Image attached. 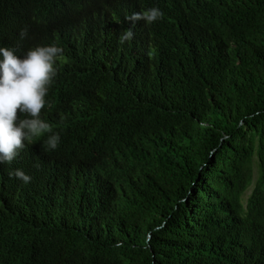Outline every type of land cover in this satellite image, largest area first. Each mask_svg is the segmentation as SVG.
I'll use <instances>...</instances> for the list:
<instances>
[{
    "label": "trees",
    "instance_id": "1",
    "mask_svg": "<svg viewBox=\"0 0 264 264\" xmlns=\"http://www.w3.org/2000/svg\"><path fill=\"white\" fill-rule=\"evenodd\" d=\"M52 44L0 264H264V0H0V47Z\"/></svg>",
    "mask_w": 264,
    "mask_h": 264
},
{
    "label": "clouds",
    "instance_id": "2",
    "mask_svg": "<svg viewBox=\"0 0 264 264\" xmlns=\"http://www.w3.org/2000/svg\"><path fill=\"white\" fill-rule=\"evenodd\" d=\"M159 8H149L126 17L133 24L144 21L151 25L163 19ZM28 29L20 32L27 37ZM131 28L120 36L121 44L134 38ZM63 49L55 44L35 46L23 56L16 50L0 47V171L1 174L29 183L31 177L19 167L25 156L27 144L47 134V149L57 150L60 134L42 119V111L48 106L46 97L57 77L56 64L62 58ZM23 117V118H22Z\"/></svg>",
    "mask_w": 264,
    "mask_h": 264
},
{
    "label": "rangeland",
    "instance_id": "3",
    "mask_svg": "<svg viewBox=\"0 0 264 264\" xmlns=\"http://www.w3.org/2000/svg\"><path fill=\"white\" fill-rule=\"evenodd\" d=\"M253 189V186H251V188L248 190V192H247V194H246V197L245 198H247V196L251 193V190Z\"/></svg>",
    "mask_w": 264,
    "mask_h": 264
}]
</instances>
